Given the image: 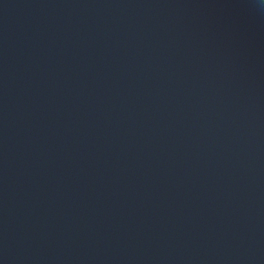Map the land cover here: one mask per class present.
<instances>
[{"label":"water","instance_id":"95a60500","mask_svg":"<svg viewBox=\"0 0 264 264\" xmlns=\"http://www.w3.org/2000/svg\"><path fill=\"white\" fill-rule=\"evenodd\" d=\"M0 264H264V0H0Z\"/></svg>","mask_w":264,"mask_h":264}]
</instances>
